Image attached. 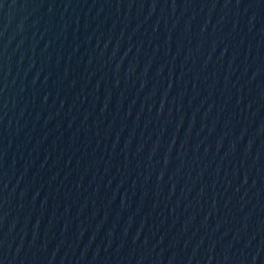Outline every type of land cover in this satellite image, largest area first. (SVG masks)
Listing matches in <instances>:
<instances>
[{
  "label": "water",
  "instance_id": "1",
  "mask_svg": "<svg viewBox=\"0 0 264 264\" xmlns=\"http://www.w3.org/2000/svg\"><path fill=\"white\" fill-rule=\"evenodd\" d=\"M0 264H264V0H0Z\"/></svg>",
  "mask_w": 264,
  "mask_h": 264
}]
</instances>
